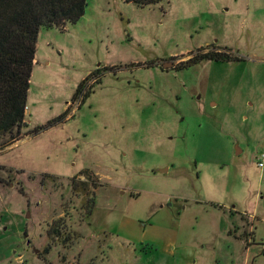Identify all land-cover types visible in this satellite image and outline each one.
I'll list each match as a JSON object with an SVG mask.
<instances>
[{
  "label": "rangeland",
  "instance_id": "obj_1",
  "mask_svg": "<svg viewBox=\"0 0 264 264\" xmlns=\"http://www.w3.org/2000/svg\"><path fill=\"white\" fill-rule=\"evenodd\" d=\"M36 56L31 117L0 138V264H264L244 218L264 214V0H87Z\"/></svg>",
  "mask_w": 264,
  "mask_h": 264
},
{
  "label": "trees",
  "instance_id": "obj_2",
  "mask_svg": "<svg viewBox=\"0 0 264 264\" xmlns=\"http://www.w3.org/2000/svg\"><path fill=\"white\" fill-rule=\"evenodd\" d=\"M163 1L166 0H124L138 7ZM86 7L87 0H0V138L6 140V145L17 141L25 126L26 107L41 29L58 28L64 31L68 24L77 23L85 15ZM223 50L197 53L172 69H186L204 60L239 59L234 57L231 51ZM100 70L101 68H98L93 71L80 83L73 101L82 94V101L85 103L91 95L90 89H85L86 80L90 76H99ZM68 108L49 121L48 126L66 122ZM38 129L34 132L38 133Z\"/></svg>",
  "mask_w": 264,
  "mask_h": 264
},
{
  "label": "crops",
  "instance_id": "obj_3",
  "mask_svg": "<svg viewBox=\"0 0 264 264\" xmlns=\"http://www.w3.org/2000/svg\"><path fill=\"white\" fill-rule=\"evenodd\" d=\"M37 56H36V59H35V65H34V67L38 64V62H37ZM88 75V74H87ZM84 79V78H83ZM28 97H29V95H28ZM68 102L66 103V109H67V107H68ZM250 105H253V103L252 102H250L249 103ZM27 107H28V111L26 112V116H29V117H31V113H30V107L28 106V102H27ZM239 153H241V150L238 148V154ZM262 170H264V169H262ZM168 171V169H166V170H164V172H167ZM262 179V178H261ZM232 194H233V192H232ZM264 199V197H263V193H261V197H260V199L259 200H263ZM232 203H234L233 205H230V206H228L229 207V209L228 210H226V212H228L229 214H230V216L231 217H236L238 220H239V224H237L235 227H234V233H235V235L238 237V235L239 236H241V235H243V233L242 234H239V233H241V232H243V229H246V225H247V223H246V225H243V201L242 202H237L236 200H235V198H234V200H232L231 201ZM244 218H246L247 220L249 219L250 221H249V223L251 222V223H253V228H254V230L251 232V235H250V238L248 239V243H249V240L250 239H253L254 237H255V234H256V236H257V231H258V227H260V225L261 224H264V214H261V218H259V219H257V216L255 215V214H245V216H244ZM254 220H256V221H254ZM254 221V222H253ZM249 225V224H248ZM233 232V231H232ZM261 239H262V241L260 242V241H257L258 243L260 242L262 245H263V247H262V252H263V255H264V238H263V236H261L260 237ZM255 244H257L256 242H255ZM249 245H251V243H249ZM249 248H250V246H248ZM248 249V248H247Z\"/></svg>",
  "mask_w": 264,
  "mask_h": 264
},
{
  "label": "built area",
  "instance_id": "obj_4",
  "mask_svg": "<svg viewBox=\"0 0 264 264\" xmlns=\"http://www.w3.org/2000/svg\"><path fill=\"white\" fill-rule=\"evenodd\" d=\"M83 97L80 96V98L78 99L79 101L76 102V107L78 108L81 105ZM74 104H72L71 102H69L68 106L71 107ZM28 111V107H26V112ZM258 167L263 169L264 168V149L262 150L259 158H258Z\"/></svg>",
  "mask_w": 264,
  "mask_h": 264
},
{
  "label": "water",
  "instance_id": "obj_5",
  "mask_svg": "<svg viewBox=\"0 0 264 264\" xmlns=\"http://www.w3.org/2000/svg\"><path fill=\"white\" fill-rule=\"evenodd\" d=\"M175 66V63L173 62V61H171V62H166V63H164L163 64V69L164 70H167V69H171V68H173ZM160 172H164V170H160ZM30 215H28V217H29Z\"/></svg>",
  "mask_w": 264,
  "mask_h": 264
}]
</instances>
